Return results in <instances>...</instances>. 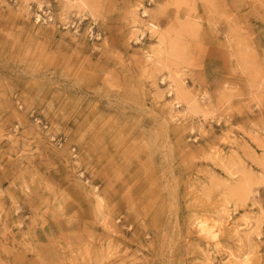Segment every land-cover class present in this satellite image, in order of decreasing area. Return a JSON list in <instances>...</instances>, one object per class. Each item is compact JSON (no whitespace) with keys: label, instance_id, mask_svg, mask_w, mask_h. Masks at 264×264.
<instances>
[{"label":"rangeland","instance_id":"rangeland-1","mask_svg":"<svg viewBox=\"0 0 264 264\" xmlns=\"http://www.w3.org/2000/svg\"><path fill=\"white\" fill-rule=\"evenodd\" d=\"M84 1L0 0V264H264V0Z\"/></svg>","mask_w":264,"mask_h":264},{"label":"bare ground","instance_id":"bare-ground-1","mask_svg":"<svg viewBox=\"0 0 264 264\" xmlns=\"http://www.w3.org/2000/svg\"><path fill=\"white\" fill-rule=\"evenodd\" d=\"M76 5L86 6V3H85L84 0H77V2L74 3V4L69 3V6H71V7H74ZM171 76L173 77V74H171ZM175 77H178V74H176ZM176 83L179 84L177 86V89H176V95H177V97H179L181 94H183L185 92V88H184V85L181 83V81L176 80ZM201 228H202V230L204 232L206 231V228L204 226H202ZM206 233H207L208 236L211 237V239H215L216 238V234L213 233L212 231L208 230V231H206Z\"/></svg>","mask_w":264,"mask_h":264},{"label":"built area","instance_id":"built-area-1","mask_svg":"<svg viewBox=\"0 0 264 264\" xmlns=\"http://www.w3.org/2000/svg\"><path fill=\"white\" fill-rule=\"evenodd\" d=\"M43 15H44L45 17H48V14H46V13H44Z\"/></svg>","mask_w":264,"mask_h":264}]
</instances>
